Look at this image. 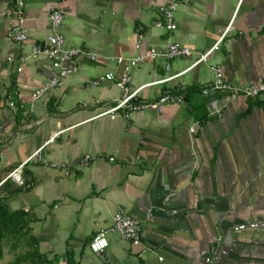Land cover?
<instances>
[{
	"label": "crops",
	"instance_id": "1",
	"mask_svg": "<svg viewBox=\"0 0 264 264\" xmlns=\"http://www.w3.org/2000/svg\"><path fill=\"white\" fill-rule=\"evenodd\" d=\"M169 1L25 0L28 38L20 44L10 37L11 3L0 0V180L40 148L56 164L92 158L67 177L33 161L21 174L30 187L9 180L0 187L11 210L35 218L39 251L58 264L66 251L74 264H204L210 256L212 264H264V97L209 90L211 67L236 87L263 80L264 0H194L177 8L171 32L154 26ZM53 9L62 13L65 45L96 59L79 57L75 75L32 101L53 73L45 56L30 57L51 31ZM137 30L144 36L138 51ZM225 30L219 49L194 64ZM171 42L192 56L140 65L131 85L141 88L138 100L168 92L184 104L98 118L120 95L114 59ZM106 74L114 80L92 85ZM119 207L140 222L141 243L110 235L104 253H91L89 242Z\"/></svg>",
	"mask_w": 264,
	"mask_h": 264
},
{
	"label": "built area",
	"instance_id": "2",
	"mask_svg": "<svg viewBox=\"0 0 264 264\" xmlns=\"http://www.w3.org/2000/svg\"><path fill=\"white\" fill-rule=\"evenodd\" d=\"M194 0H171L166 4L158 8L160 19L154 24L157 29L165 30L168 32L176 29L175 24V12L180 5H189ZM11 3V15L15 21L14 25L10 28V37L15 43H24L27 40V35L22 28L24 21V10L26 7L25 0H9ZM50 33L40 43L32 46L30 57L36 58L38 56H45L49 62L53 71L51 78L44 82V84L33 91L30 95L32 101L43 99L48 91L57 88L61 82L78 72V58L83 56L90 61L96 59V55L89 52H83L80 49L73 46H66L65 39L62 34L63 28V16L60 10L53 9L49 15ZM228 30H225L219 37L216 43L207 51L203 53H196L197 59L194 64L206 62L208 56L219 49L221 42L226 36ZM134 49L140 50V43L144 36L139 30L135 34ZM193 52L187 47L181 46L178 43L171 42L166 45L163 50H156L153 48L146 49L142 53L133 57H119L115 58L117 65L122 67V74L117 81V87L119 88L120 95L110 106H106L105 110L98 115V118L106 117L109 120H114L119 115L125 119H129L134 114H143L146 112H153L155 114H161L163 109L170 105H182L184 104V97L172 93L165 92L159 97L151 101L138 100V94L141 88H134L131 85V73L140 65L148 62H153L158 59L165 61H171L178 58L191 57ZM11 61V59H8ZM24 62V58L20 59V63ZM210 71L213 76L212 83L209 90L217 93H225L232 98L243 99H255L264 97V78L255 85H245L236 87L225 81L222 70L220 67H211ZM17 72H21V68L17 69ZM114 75L106 74L105 76L97 79L92 83L93 86H98L104 81H113ZM203 94H207V90L203 91ZM220 111H217V116H220ZM194 124L189 130L190 133L194 132ZM52 139H50L51 141ZM49 143V141L47 142ZM42 148L35 151L24 162L17 165L11 170L6 177L0 180V187L6 181H12L21 188H28L30 184L25 183L21 174L26 164L30 162H36L40 165L48 167L50 169L61 170L64 176L70 175L71 169H82L90 165L92 158L89 155H84L71 165L56 164L46 161L41 155ZM113 235L118 237L122 241L130 243L132 245H139L141 243V225L140 222L134 217L128 215L122 208H118L114 213L111 225L96 234L88 244L89 251L93 254L100 255L108 248V236ZM215 260L214 256H210L204 259V264H212Z\"/></svg>",
	"mask_w": 264,
	"mask_h": 264
},
{
	"label": "trees",
	"instance_id": "3",
	"mask_svg": "<svg viewBox=\"0 0 264 264\" xmlns=\"http://www.w3.org/2000/svg\"><path fill=\"white\" fill-rule=\"evenodd\" d=\"M35 222L28 212L11 210L7 198L0 195V261L6 246L13 252L23 249L11 264H58L39 251L38 239L32 234L30 225ZM64 264H74L68 251Z\"/></svg>",
	"mask_w": 264,
	"mask_h": 264
},
{
	"label": "rangeland",
	"instance_id": "4",
	"mask_svg": "<svg viewBox=\"0 0 264 264\" xmlns=\"http://www.w3.org/2000/svg\"><path fill=\"white\" fill-rule=\"evenodd\" d=\"M24 253V250L21 248L16 252L10 250L9 246H6L3 252V258L0 261V264H11L13 263L16 256Z\"/></svg>",
	"mask_w": 264,
	"mask_h": 264
}]
</instances>
